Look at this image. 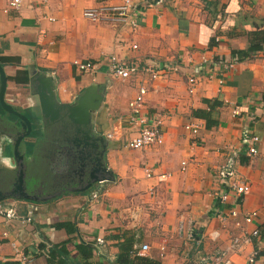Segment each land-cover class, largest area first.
<instances>
[{
    "label": "crops",
    "instance_id": "0c3cea01",
    "mask_svg": "<svg viewBox=\"0 0 264 264\" xmlns=\"http://www.w3.org/2000/svg\"><path fill=\"white\" fill-rule=\"evenodd\" d=\"M132 1L136 28L84 17L85 10L122 0H26L19 10L0 0V57L20 59L4 67L7 77L26 71L30 81L35 71L52 74L58 99L67 104L93 83L107 87L102 130L96 131L109 140L105 162L115 175L85 193L79 185L54 186L56 174L43 154L48 143L26 141L28 176L44 182L43 195L38 202H8L18 215L0 216L2 264L14 261L15 247L29 264H116L125 243L135 253L148 245L140 255L158 264H248L264 252V46L226 70L232 50L248 49L244 31L254 27V17L264 20V0ZM112 56L125 61L129 79L108 75ZM75 60L98 69L82 73ZM157 66L177 71L153 80L150 70ZM190 77L197 80L194 93ZM29 81L8 80L6 101L28 110ZM141 82L149 91L146 114L162 121L164 142L134 150L129 103ZM215 102L221 105L212 109ZM197 110L211 113L216 124L209 128ZM191 123L199 126L197 134L185 129ZM251 145L257 155L249 154ZM232 183L250 185L251 193L240 199ZM253 213L254 222L247 223ZM84 246L92 249L88 259ZM135 253L130 259L140 264ZM255 264H264V256L258 254Z\"/></svg>",
    "mask_w": 264,
    "mask_h": 264
},
{
    "label": "water",
    "instance_id": "95a60500",
    "mask_svg": "<svg viewBox=\"0 0 264 264\" xmlns=\"http://www.w3.org/2000/svg\"><path fill=\"white\" fill-rule=\"evenodd\" d=\"M8 77L0 63V119H5L16 129L15 135L8 141L0 142V173H12L9 179L10 190L0 188V203L7 201H31L39 199L28 194L26 185V153L22 152L26 138L42 132L47 124L68 121L75 129L72 140L76 147L89 146L91 153L81 160L89 158L92 168L85 187L78 192L85 193L96 184L115 181V175L104 162L109 140L97 135L95 115L105 102L107 87L97 83L88 86L72 103H62L57 94V78L49 73L35 71L30 76L31 106L24 110L6 101ZM13 117L14 120H10ZM41 131V132H40ZM70 141V139H68ZM102 147V151H99Z\"/></svg>",
    "mask_w": 264,
    "mask_h": 264
},
{
    "label": "built area",
    "instance_id": "2783aa9c",
    "mask_svg": "<svg viewBox=\"0 0 264 264\" xmlns=\"http://www.w3.org/2000/svg\"><path fill=\"white\" fill-rule=\"evenodd\" d=\"M10 9L19 10L24 5L26 0H6ZM134 4L132 0H122L119 5L116 6H105L95 9H88L84 11V17L88 20L97 22V21H108L114 24H128L131 28H136L138 26L137 20L132 16L131 12L133 10ZM138 47L135 45L134 49ZM234 63H229L226 66V70H229L234 67ZM74 66L82 73H94L98 69V65L92 62H84L81 60H75ZM177 71L176 67H165L150 70L151 78L157 79L161 74H166L167 72ZM108 75L121 78L122 80L129 79L131 77V71L127 67L125 61H122L116 56H112L108 64ZM195 77H190L189 80V92L194 93L196 90L197 80ZM148 87L144 82H141L139 85V91L137 95L129 103V117L128 122L132 127V130L135 131V136L130 140L129 146L134 150H143L151 147H157L162 145L164 142L163 135V125L162 121L156 120L154 122L146 114V96L148 95ZM193 134H197L199 126L196 124H189L185 128ZM260 141V138L255 136L252 139V143L256 144ZM250 155H257L258 149L256 146L251 145L249 147ZM186 166V163H183ZM148 172V177H151L150 171ZM166 178V176H163ZM231 187L233 192L240 199L251 193L250 185L246 183H232ZM229 193H224L223 200L228 199ZM9 201L0 203V216L5 217L7 220H13L17 218L18 211L15 205L8 204ZM233 217L238 216V211L234 210L231 212ZM256 217V213L249 214L245 217L247 223H253ZM260 230H255L253 232V237L256 239L260 237ZM214 239H217L218 232L214 233ZM240 244L239 239H236L233 242V248L237 247ZM150 250L148 245H143L140 253L147 252ZM258 251L255 252L249 259L248 264H255L257 260ZM14 261L17 264H29L30 259L28 255L19 247H15Z\"/></svg>",
    "mask_w": 264,
    "mask_h": 264
},
{
    "label": "flooded vegetation",
    "instance_id": "af4514ba",
    "mask_svg": "<svg viewBox=\"0 0 264 264\" xmlns=\"http://www.w3.org/2000/svg\"><path fill=\"white\" fill-rule=\"evenodd\" d=\"M10 120H14L10 117ZM96 129V127H95ZM68 121H60L45 125L42 132L38 135H31L26 138V141H36L38 143H48V150L43 152L45 156L51 160L52 167L49 172L56 174L53 180L54 186H60L64 184L65 187H72L79 185L82 188L86 186L87 179H89V173L92 168V163L89 158L81 160V157H88L91 153V148L87 146L76 147L72 142L76 132ZM97 130V129H96ZM95 130V131H96ZM16 129L5 119H0V142L8 141L12 135H15ZM97 135H102L96 131ZM70 139V141L68 140ZM99 151H102L100 147ZM107 151V150H106ZM106 156V153H105ZM28 161H26V185L28 187V194L38 198L43 195L42 189L44 188V182L38 181V178L28 176L31 171L28 169ZM105 162V157H104ZM12 173H0V188L4 190H10L9 179L13 177ZM43 180V179H42ZM38 183L35 190L32 188Z\"/></svg>",
    "mask_w": 264,
    "mask_h": 264
},
{
    "label": "trees",
    "instance_id": "16d2710c",
    "mask_svg": "<svg viewBox=\"0 0 264 264\" xmlns=\"http://www.w3.org/2000/svg\"><path fill=\"white\" fill-rule=\"evenodd\" d=\"M253 28L249 31H244V35L248 39V49L246 50H232L231 52V62L230 63H238L242 62L244 60H247L253 52H255L257 49L260 47L264 46V20H260L258 18L254 17V22H253ZM212 43H215V39H213ZM0 63L5 67V66H18L20 64V59L19 58H14V57H0ZM229 64V63H228ZM8 80L10 81H16L19 84H27L29 81V78L26 76V71H18L17 75L15 77H8ZM208 104L209 101H207ZM221 103H213L211 105V108H215L217 106H220ZM194 115L197 117H201L207 121V126L210 128L211 126L216 124V121L212 119L211 113H208L204 110H197L194 112ZM33 135H38L36 132ZM26 147L29 149H32L33 144L27 143ZM60 227L63 226V224L59 225ZM61 247V246H60ZM83 253L85 254L86 258H90L92 255V249L90 247L84 246ZM59 248V247H58ZM62 253H67L63 248H60ZM121 249V254L118 256V259L116 261V264H135L134 261H131L130 256L131 254L135 253V250L133 248V245L129 243H125L124 245H120ZM136 259L137 261L140 262V264H158L151 259L147 258L146 256L140 255V253L136 252ZM260 255L264 256V252L259 253ZM68 256V255H67ZM0 264H2L0 262ZM6 264H17L15 261H10L7 262ZM86 264V263H84ZM90 264H96V263H90Z\"/></svg>",
    "mask_w": 264,
    "mask_h": 264
},
{
    "label": "rangeland",
    "instance_id": "374dc122",
    "mask_svg": "<svg viewBox=\"0 0 264 264\" xmlns=\"http://www.w3.org/2000/svg\"><path fill=\"white\" fill-rule=\"evenodd\" d=\"M103 108V107H102ZM103 111V109H101L96 115H95V127H96V129L98 130L99 128V130H102V127H101V125L99 124V119H100V115H99V113H101Z\"/></svg>",
    "mask_w": 264,
    "mask_h": 264
}]
</instances>
